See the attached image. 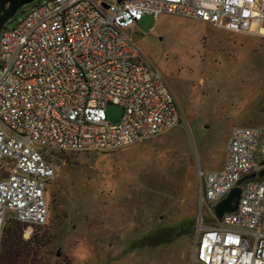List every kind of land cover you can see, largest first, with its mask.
<instances>
[{"label":"built area","instance_id":"2783aa9c","mask_svg":"<svg viewBox=\"0 0 264 264\" xmlns=\"http://www.w3.org/2000/svg\"><path fill=\"white\" fill-rule=\"evenodd\" d=\"M162 11L264 36V0H40L0 26V238L7 216L25 238L47 222L50 150L106 149L179 121L169 85L123 30ZM108 103L120 106L114 121ZM236 184L235 208L216 218ZM196 186L193 262L264 264V123L233 126L222 164L197 165Z\"/></svg>","mask_w":264,"mask_h":264},{"label":"rangeland","instance_id":"374dc122","mask_svg":"<svg viewBox=\"0 0 264 264\" xmlns=\"http://www.w3.org/2000/svg\"><path fill=\"white\" fill-rule=\"evenodd\" d=\"M38 1L19 5L4 23ZM123 30L161 72L179 121L106 149L50 150L47 222L27 238L20 232L33 251L19 263L199 264L192 260L196 167L220 165L233 126L264 123V36L165 11L144 13ZM120 111L105 106L111 121ZM202 217L214 221L206 203Z\"/></svg>","mask_w":264,"mask_h":264},{"label":"trees","instance_id":"16d2710c","mask_svg":"<svg viewBox=\"0 0 264 264\" xmlns=\"http://www.w3.org/2000/svg\"><path fill=\"white\" fill-rule=\"evenodd\" d=\"M23 227L24 223L13 217L3 227L0 238V264H22L19 263L18 258L24 253V250L25 252L32 250V246L30 244L23 245L24 242L20 238Z\"/></svg>","mask_w":264,"mask_h":264},{"label":"water","instance_id":"95a60500","mask_svg":"<svg viewBox=\"0 0 264 264\" xmlns=\"http://www.w3.org/2000/svg\"><path fill=\"white\" fill-rule=\"evenodd\" d=\"M29 1L31 0H0V26L14 13L19 5ZM239 189V184L232 186L222 198L215 202L213 212L216 218H218L223 211L235 208Z\"/></svg>","mask_w":264,"mask_h":264},{"label":"bare ground","instance_id":"6f19581e","mask_svg":"<svg viewBox=\"0 0 264 264\" xmlns=\"http://www.w3.org/2000/svg\"><path fill=\"white\" fill-rule=\"evenodd\" d=\"M260 30H261V32L264 33V26H261V27H260Z\"/></svg>","mask_w":264,"mask_h":264},{"label":"crops","instance_id":"0c3cea01","mask_svg":"<svg viewBox=\"0 0 264 264\" xmlns=\"http://www.w3.org/2000/svg\"><path fill=\"white\" fill-rule=\"evenodd\" d=\"M223 159H224V157H223ZM223 159L221 160V163H220V165L222 164V161H223ZM220 165H219V166H220Z\"/></svg>","mask_w":264,"mask_h":264}]
</instances>
